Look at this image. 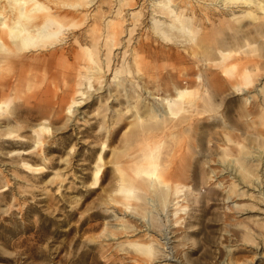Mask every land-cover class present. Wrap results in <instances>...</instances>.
<instances>
[{
  "label": "rangeland",
  "instance_id": "obj_1",
  "mask_svg": "<svg viewBox=\"0 0 264 264\" xmlns=\"http://www.w3.org/2000/svg\"><path fill=\"white\" fill-rule=\"evenodd\" d=\"M104 9L109 10L108 4L105 3ZM137 19L128 45L130 53L125 58L126 66L118 72L119 82L127 88L131 83L130 87L136 88V93L139 92L148 104L154 102L148 90L158 95H172L176 85L198 87L201 96L205 94L195 99L198 109L193 111L190 127H184L180 135L170 136L169 127L185 119L181 112L168 117V127L154 126L141 145L129 148L125 129L130 125L129 119L136 114L133 105H137L142 113L147 108L141 106L143 101H136L133 89L128 88L129 95L125 96L120 83L113 81L114 84L108 79L100 84L95 80V91L90 92L88 102L80 109L82 112L77 116L75 113L71 115L66 112V105L74 90L70 80L64 76L63 61L41 62L36 78L21 80V87L18 86L19 91H15V95L9 92L13 103L10 117L17 116L22 126L19 130L21 137L0 138V264H264V205L251 183L247 185L249 181L244 178V183H247L243 186L247 192L245 196L233 194V199L241 203L233 206L229 201L228 210H222L226 193L216 185L213 176L208 177L212 174L209 170L217 167L222 159V153L219 154L222 147L227 146L228 155L238 152L239 156L252 149L250 146L264 145V133L258 140L252 134L264 128L261 122L243 131L244 135L241 131L227 130L222 120L227 116L228 125L234 124L238 118L243 122L252 121L245 114L242 116L248 106L238 96L223 98L232 85H240L236 78L243 67L239 54L221 61L216 51L209 48V51L195 55L185 49L191 43L189 39L176 37L166 41L153 36L151 29H145V25L150 23L147 9L144 8ZM242 23H246L245 20ZM242 23H230L211 30V37L213 34L217 37L230 35ZM85 27L83 23L77 29L80 31ZM138 35L140 42H134ZM54 49L34 53L41 56ZM256 52L247 56L251 62L247 57L245 60L247 65L257 64L264 74V51ZM110 56L111 67L118 66L120 60ZM232 63L236 65L231 67ZM19 72L20 66L11 70L3 67L0 69V83ZM196 74H201V78L198 79ZM107 75L106 78H111L112 72ZM6 92L0 95V100L8 99ZM259 94V98L264 99V91ZM203 97L205 100L201 99ZM127 106L132 108L131 112L126 111ZM113 108L117 112H113ZM119 110L125 111L122 116H119ZM108 116L111 117L108 119ZM112 119L117 123H111ZM42 120L50 124V134L34 132ZM107 125H112L114 131L109 138L103 131H98ZM226 131L231 139L233 136V141H224L223 144ZM35 138L42 143L35 145ZM106 138L110 150L103 157L106 164L102 180L97 186H91L93 165ZM160 141L164 156L159 159V168L165 182L179 184L177 216L181 220L176 223L175 215L170 213L172 210L163 208L162 194L166 191L163 185L148 193L158 202L154 211L152 207L148 208L150 206L143 209L144 203H138L135 211H128L122 217L120 207L110 203V198L123 199L115 192L119 175L115 163L126 167L128 154H139L142 147H147L145 145L153 146ZM246 165L252 172L258 170L251 162H246ZM170 193L166 192L167 198ZM136 195L129 199L130 202H140ZM112 210L117 213L116 217H113ZM147 211H150L152 233L162 240L151 257L129 244V241L147 242L144 231L135 229L146 224L143 215ZM163 236L169 240H163ZM165 257L170 258L167 260Z\"/></svg>",
  "mask_w": 264,
  "mask_h": 264
},
{
  "label": "bare ground",
  "instance_id": "obj_2",
  "mask_svg": "<svg viewBox=\"0 0 264 264\" xmlns=\"http://www.w3.org/2000/svg\"><path fill=\"white\" fill-rule=\"evenodd\" d=\"M105 3L108 4L109 10L104 9ZM144 8L147 9L150 22L148 26L145 25V29H151L153 36L161 37L166 41H170L176 37H184L191 41L190 45L187 48L185 47L186 50L195 55H201L203 52L205 53V50L207 52L211 48L212 50L210 51L213 52L215 50L220 56L221 61L233 54H239L238 57L243 67H240L241 70L238 72L239 77L237 76L236 78L239 80L240 85L238 87L232 85L231 89L223 94V98L225 99L229 95L238 96L239 100L248 106L242 116L245 114V116L252 118L250 119L252 121L243 122L238 118L234 124L228 125L226 121L227 116L222 120L228 127L227 130H237L239 132H246V129L254 127L258 121L264 124V99L259 98L260 91H264V74L260 72L261 67L257 64L254 63V65L252 62L251 65H247V56L257 53V50L259 52L264 51V0H0V69L6 67L8 70H11L14 66H20L19 73L13 74L10 79H5L6 81L0 83V95L6 91V94L9 95L8 99L0 100V138L12 139L21 137L19 133L22 126L20 119L15 115L10 117L12 115L11 108L13 103L9 92H13V95H15V91H19L18 89L21 87L19 86L21 80L36 78L37 68H41V62L50 60L63 61L65 68L64 76L70 80L71 89L73 88L74 90L71 100L66 105V112L71 115L75 113L77 116L82 112L80 109L88 102L87 99L91 96V91L94 90L95 80L101 84L102 81L110 79L109 82L116 81L121 84L118 72L126 66L125 58L130 53L128 45L130 44V40H132V31L136 28L138 23L137 17L143 13ZM244 20L246 23H242ZM83 23H85L86 27L79 31L77 28ZM230 23L234 25L235 23H242V25L235 28V32L232 34L228 31L230 35L226 36V34H222L217 37V35L213 34V38L211 37V30L228 26ZM139 37V35L135 36L133 41L140 42L138 40ZM54 47L55 49L49 54L36 56V53H34L47 51V49H53ZM29 52H31L30 55L28 54ZM110 55L120 60L119 65L115 62L118 66L111 67L110 60L112 59H110ZM246 57L247 60H245ZM251 60L248 61L251 62ZM102 61H104V66L102 65ZM235 65L236 63H232L231 67ZM111 72V78H106V75L111 74ZM197 78H201V74H198ZM122 84V93L128 96V88H131V83L128 88ZM131 89L135 92L136 98H134L136 101H143L141 102V106H147V108L146 112L142 113L137 105H133L136 114L133 113L135 116L129 119L130 125L125 129L126 141L129 148H133L134 145H141L140 143L147 138V135L151 133L154 126L156 128L168 127L166 123L168 117L176 116L181 112L185 114V119L169 127L170 136L179 134L186 126L190 127L193 111L198 109L196 108L195 99L201 96L198 87L176 85L174 86V93L172 95H158L154 94L152 90H148L147 93L154 99V102L148 104L145 102V98H141L139 92L136 93V88ZM68 93L70 95V92ZM204 97L201 99L205 100ZM206 102L208 103V100ZM199 105L201 106V103ZM205 105L203 104L202 106ZM131 109L127 106L126 111L130 110L131 112ZM111 110L113 112L116 111L114 108ZM123 111L118 113L119 116L124 114L125 111ZM109 117L111 116H108V119ZM113 122L114 120L111 121V123ZM49 125L46 120L39 121L34 132L50 134L51 128ZM112 128V125L111 127L110 125L106 127L101 126L98 131H103L105 137L109 138L114 133ZM258 131L252 132L257 140L264 133V128L261 127L260 132ZM221 134L223 135L222 132ZM108 138L102 142L100 150L97 153L89 183L91 186H97L102 180V173L106 164L103 157L106 151L110 150L107 144ZM224 138L225 140L221 138V141L223 140L221 143L233 141V136L231 139L227 131ZM238 141L237 144L239 143ZM41 143L40 139L35 138V145ZM145 146L147 147H138L141 148L139 154L127 155L125 161L127 163L125 164L126 167H121L118 163H115L119 173L115 192L119 193L123 199L110 198V203H115L116 206L118 205V208L120 207L119 210L122 212H120L122 217L128 211H135L139 206L138 203L142 205L144 203L145 206L140 205L141 208L147 209V206H150L148 208L152 207V210L154 206H157L158 202L156 203L155 197H150L148 193L156 191L159 188L158 186L163 185L166 189L162 194L163 208L172 210L170 213L175 215V222H180L181 218L177 216L179 184H170L168 180V182H165L159 168V159L163 154L162 143L160 141L153 146ZM262 146H250L252 149H247L246 153H240L239 156L237 155V151L235 155H228L227 146V149L221 146V152L218 149L219 154L222 153V159L218 162L217 167L209 170V173L212 174H209L208 177L212 178L213 176L216 185L221 186L222 190L226 193L222 202V210H228L229 201L233 206L241 203L236 198L233 199V194L235 193V196L237 194H244L245 196L247 192L245 193L243 186L247 183V185L251 183L252 189L256 191V196L262 201V205H264V147ZM202 147L204 149L205 146ZM230 148L233 151L232 147ZM246 162L253 163L258 170L252 172L248 168L249 164L246 165ZM244 178H247L249 182L244 183ZM239 183H242V186L238 187ZM135 191L138 192L136 193ZM169 191L171 193L168 195L171 198H167L166 192ZM135 194H137V199L140 202L134 204L129 199H132ZM149 213L150 211H147L143 215L144 220H146L143 228L138 226L135 228L139 231H144L143 233L148 237L147 242L129 241V244L134 245L142 254L144 253L151 257L156 253V246L162 240L152 233ZM112 214L113 217L117 216V213L113 210ZM153 216L151 215V217ZM166 229L168 231V228ZM164 234L166 233L164 232ZM162 238L164 240L166 236ZM169 258L165 257L167 260Z\"/></svg>",
  "mask_w": 264,
  "mask_h": 264
}]
</instances>
